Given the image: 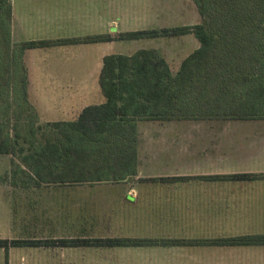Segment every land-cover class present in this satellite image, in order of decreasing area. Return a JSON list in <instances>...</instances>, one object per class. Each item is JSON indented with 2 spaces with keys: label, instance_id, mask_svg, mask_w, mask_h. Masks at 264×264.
Returning <instances> with one entry per match:
<instances>
[{
  "label": "trees",
  "instance_id": "1",
  "mask_svg": "<svg viewBox=\"0 0 264 264\" xmlns=\"http://www.w3.org/2000/svg\"><path fill=\"white\" fill-rule=\"evenodd\" d=\"M192 1L200 14L197 23L30 39L13 46L9 31L12 1L0 0V16L7 25L8 46L12 45L8 73L15 84L13 90L0 96L8 97L0 105V155H12L7 172L11 186H119L136 179L177 180L136 177L141 126L146 122L150 125L264 119V0ZM189 33L198 39L199 46L183 58L177 69L155 47H142L131 54H106L98 77L104 101L84 106L71 119L39 122V112L28 96L24 60L27 49ZM20 122L28 126V138L22 136ZM17 152L19 161L13 157ZM209 177L247 180L263 178L264 172ZM68 194L64 196L70 197ZM170 244L264 245V233L193 239L80 234L0 238L6 257L15 246Z\"/></svg>",
  "mask_w": 264,
  "mask_h": 264
},
{
  "label": "crops",
  "instance_id": "2",
  "mask_svg": "<svg viewBox=\"0 0 264 264\" xmlns=\"http://www.w3.org/2000/svg\"><path fill=\"white\" fill-rule=\"evenodd\" d=\"M11 1L13 9L11 34L16 40V36L23 31V28L29 26L27 25L28 19H20L16 14L17 11L21 12L23 3L17 5V0ZM36 1L42 5L39 11L47 9V4L50 2L49 0ZM60 4L58 1L53 5V8L57 9L53 13L39 14L41 23L44 20L46 23L49 19L53 21L50 24L46 23L48 26L40 30L39 36L35 39L111 32L106 29L104 23L101 26H95L97 30L94 29V26L91 28L88 24V13L78 12L77 15H69ZM84 19L86 21L82 22ZM113 23H115L114 20ZM24 40L30 39L19 38L18 41ZM18 41L16 40V42ZM105 43L111 42L65 45L66 47L57 49L68 54L77 52L78 55L72 57V61H62L56 64L49 63L47 58L44 59V64L47 66L41 74H38L41 77L39 80L33 81L28 78L29 83L54 82L51 81L53 76H67V81L81 84V82L89 80L87 76L92 67H94L93 72H97L96 77H99L103 57L106 54H131L134 52L132 50L120 52L121 50L118 49L119 52L108 53ZM155 48L163 53L160 46ZM90 50L98 51V62H90L84 58L85 55L90 54L87 52ZM82 52L84 57L80 55ZM82 59H85L86 62ZM84 66L85 68L88 66V69L85 70ZM28 73V76L32 74L30 66H28ZM90 88L92 89L90 86L87 89V87L73 85L54 90L61 93L57 97L70 99L69 105L68 103L62 105L63 109L72 108L71 112L76 115L84 106L91 104L88 102L83 104L81 100L76 108V103H79L78 99H86L89 95L86 92L90 91ZM77 92H82V94L77 95ZM94 92L95 90H92L90 96L94 97ZM100 92L102 94L101 88ZM98 99L103 102L104 96L103 99L101 97ZM80 105L82 106L78 108ZM180 124H183L184 128L196 129L197 132L221 131L224 137L235 136L242 127H248V133L243 137H231L230 139L218 136L219 133L214 136H198L196 133V136L192 137L141 138L139 170L136 177H176L177 180L145 181L136 179L134 183L119 186L5 187L10 206V212L5 219L11 221V227L16 228V231L13 232L12 237L2 238H45L43 235L46 230L48 235L57 233L61 235L62 233L63 235L80 234L101 237L133 236L186 239L264 233V177L247 180H217L209 177L216 174L264 172V119L156 123L160 129ZM154 158H156L155 160H164L166 163L171 162L170 169L166 172L145 173L141 166L144 159ZM96 190L103 191L102 194L113 195L114 198H111L113 201L111 203L95 201L93 195L98 192ZM64 194H68L70 197L64 196ZM53 195L55 197H52ZM129 196H133L134 201H130ZM85 197H87V201ZM69 198L70 203H65ZM53 199H58V201L54 202ZM57 203L60 204V207L57 206ZM48 220L59 222V224L55 223L57 225L49 226L48 230L46 227ZM33 247L40 250L42 247L52 246ZM54 247L62 249L86 246L56 245ZM92 247L109 249H106L103 257L97 256L96 253H88L83 261L78 259L84 257L86 255L84 253H73L71 261L65 260L69 258L67 253H57V259H53L51 254H47L46 258L49 260L46 263L264 264V245L170 244ZM110 249H113V253L109 251ZM222 259H226V261H222Z\"/></svg>",
  "mask_w": 264,
  "mask_h": 264
},
{
  "label": "rangeland",
  "instance_id": "3",
  "mask_svg": "<svg viewBox=\"0 0 264 264\" xmlns=\"http://www.w3.org/2000/svg\"><path fill=\"white\" fill-rule=\"evenodd\" d=\"M50 2L47 4V9H43L39 11L42 5L37 2L36 0H17V5L23 3V7L21 12L17 11L16 14L20 19L27 20V25L29 27L23 28V31L16 36V40L18 41L19 38L22 39H35L39 36V32L42 29H45L53 20L49 19L45 23V20L41 23V15L43 13H53L57 9L53 8L58 1L61 3L60 5L65 9V12L69 15L75 14L78 12H86L88 13V24L91 28L94 29L95 26H101L104 23L106 29H109L111 32H116L117 30H135V29H142V28H159L163 26H175V25H184V24H193L200 21V14L197 11V8L192 0H49ZM53 9V10H52ZM113 20L115 23H113ZM86 19L82 20L85 22ZM72 22V21H71ZM43 24V25H41ZM97 30V29H96ZM11 32V28L9 30ZM11 41L8 40L7 34V25L4 21L2 14L0 16V96L8 91H11L15 88V84L13 83L14 79L12 75L8 73V63H9V56H11V48L10 46H14L16 42L14 36L10 34ZM8 41L12 43V45L8 46ZM20 42V41H18ZM107 52H120L132 50L135 51L138 48L142 47H159L162 49L163 53L167 56L169 63L171 64L172 68L175 70L180 65L181 61L185 56L191 53L195 48L199 46L198 39L194 36V34H184L180 36H162V37H152V38H141V39H131V40H124L118 42H111L105 43ZM63 46H55L50 48H29L25 51L24 60L25 64L28 68L32 70V74L28 76L29 79L39 80L41 77L38 74H41L42 70L47 66L44 64V59H48L49 63L56 64L61 63L62 61H72V57H76L78 55L77 52L68 54L67 52H61ZM66 47V46H64ZM9 48V49H8ZM90 50L87 51L90 54L83 56V52L80 53L82 57L88 59L90 62H98V51ZM77 53V54H76ZM85 59H82L86 62ZM11 68V67H10ZM85 68V66H84ZM90 68V67H89ZM88 69V66L85 70ZM5 70V74H2ZM94 67H92L91 71L89 72L87 78L89 80L78 83H71L67 81V76H53L51 77V81L54 82H40L39 83H29V91L28 96L38 110V114L40 117L39 122L46 121V120H56V119H71L75 117L74 113L71 111L72 108H65L62 106L63 104H67L70 99L64 97H57L60 95V92H57V89H63L66 86H81L90 88V91L86 92L89 95L86 99H78L79 103L81 100L88 103H98L101 100L98 98L103 96L100 92V87L97 81L96 74L97 72H93ZM11 71H13L11 69ZM11 73V72H10ZM29 74V73H28ZM4 79V81H3ZM31 81V82H32ZM67 81V82H66ZM33 84V88H32ZM40 84L42 87L40 88ZM44 85V88H43ZM53 87V88H52ZM39 89V90H38ZM92 90H95L94 97L90 96ZM97 93V94H96ZM77 95H81L82 92L76 93ZM8 95V93L6 94ZM8 97H0V105H2L5 99ZM77 101V100H76ZM69 105V103H68ZM82 105L78 106L81 107ZM236 121V120H230ZM238 121V120H237ZM240 121V120H239ZM38 122V123H39ZM178 122H188V121H177ZM144 123V122H143ZM146 122V125L141 126L142 130V138H174V137H182V136H214L218 134L222 138L231 137H243L248 133V127H242L241 133L237 132L239 135L231 136V137H224L221 131L218 132H204V131H196V129H188L184 128L183 124L175 127H165L164 129H160L159 125L156 123ZM152 124V125H151ZM12 126V124L10 125ZM28 127L25 122H20V129L23 137H29L28 134ZM180 127V128H179ZM200 129V128H199ZM202 130V129H201ZM11 133L14 135L13 131ZM207 134V135H205ZM21 137V138H23ZM247 137V136H246ZM25 139V138H24ZM246 139V138H245ZM26 140V139H25ZM12 155H0V237H12L13 232L16 231V228L13 229L11 227V221H7L6 215L10 212L9 202L7 201L8 195H6L5 187L11 186V181L8 178V170L11 168ZM15 160L19 161L18 152L14 154ZM154 159H144V163L142 169L145 173H157L160 171H168L170 169V163H166L164 160H155ZM238 166V165H236ZM235 166V167H236ZM234 167V168H235ZM16 181V180H15ZM20 183V182H18ZM97 185H113V184H97ZM94 200L95 201H105V202H112L111 198H114L113 195L102 194L101 192L96 190ZM52 197H55L53 195ZM130 201H134L133 196L128 197ZM87 201V197H85ZM90 200V199H89ZM54 202L58 201V199H53ZM70 203V198L65 201V203ZM60 207V204L57 203ZM59 222H51L48 220L46 223V227L49 230V226L57 225ZM59 232V231H58ZM56 233V232H55ZM59 233L54 235L55 237H61ZM45 237L49 236L46 230V233L43 235ZM37 248L30 246H15L9 251V256L6 257V252L3 248H0V264H6L7 259L9 261L8 264H47L46 261L49 260L47 254H51L53 259H57V253H67V261H71V255L73 253H84V257L79 258V261H83L88 255V253H96L97 256L103 257L105 256L106 249L109 248H98L92 246L86 247H42L40 250H36ZM113 253V249H110ZM115 251V250H114ZM109 254V253H106ZM46 255V256H45ZM43 256V257H42ZM45 256V257H44ZM50 256V255H49ZM96 256V257H97ZM98 258V257H97ZM99 259V258H98ZM222 261H226V259H222Z\"/></svg>",
  "mask_w": 264,
  "mask_h": 264
}]
</instances>
